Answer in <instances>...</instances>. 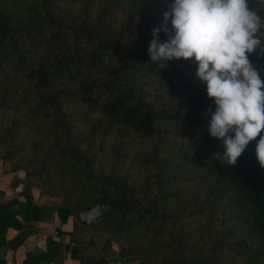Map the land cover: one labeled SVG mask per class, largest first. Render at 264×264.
<instances>
[{
	"label": "trees",
	"instance_id": "1",
	"mask_svg": "<svg viewBox=\"0 0 264 264\" xmlns=\"http://www.w3.org/2000/svg\"><path fill=\"white\" fill-rule=\"evenodd\" d=\"M122 1L0 0V162L22 172L11 186L23 198L0 202V246L15 250L35 223L73 218L22 264L60 262L63 249L78 264H264L255 142L235 165L210 157L222 148L207 131L214 102L194 58L151 62L161 17L117 23ZM133 138L148 145L133 163L141 172L125 166ZM178 180L201 192L178 191ZM96 204L109 209L81 225L75 216ZM8 228L18 233L6 241Z\"/></svg>",
	"mask_w": 264,
	"mask_h": 264
},
{
	"label": "clouds",
	"instance_id": "2",
	"mask_svg": "<svg viewBox=\"0 0 264 264\" xmlns=\"http://www.w3.org/2000/svg\"><path fill=\"white\" fill-rule=\"evenodd\" d=\"M151 35L147 52L160 68L196 62L195 79L214 102L203 114L207 131L222 148L210 157L235 165L255 142L264 169V67L251 60L264 57V0H171Z\"/></svg>",
	"mask_w": 264,
	"mask_h": 264
},
{
	"label": "crops",
	"instance_id": "3",
	"mask_svg": "<svg viewBox=\"0 0 264 264\" xmlns=\"http://www.w3.org/2000/svg\"><path fill=\"white\" fill-rule=\"evenodd\" d=\"M22 174L18 173H10L8 170V166L2 164L0 162V191L3 192V195H0V202H6L12 198L17 197L19 200H23L22 197L19 196L20 186H11V181L13 177H21ZM34 200L37 204H45L37 201L39 198L38 192H33ZM73 222L72 219L69 218L67 222L60 226L57 220H53L52 222H38L35 223V231L33 234L29 235L24 242L17 247L15 250L10 249L6 245L0 246V264H22L27 253L37 254L38 252L45 251V239L48 235H52L54 237V230L56 228H60L63 231L70 232L72 230ZM17 230L13 228H8L5 233V240H11L16 234ZM67 242V237L64 239V243ZM49 264H78V261L72 260L69 256V253L64 249L62 251V259L60 262H52ZM113 264H122L120 262H116Z\"/></svg>",
	"mask_w": 264,
	"mask_h": 264
},
{
	"label": "rangeland",
	"instance_id": "4",
	"mask_svg": "<svg viewBox=\"0 0 264 264\" xmlns=\"http://www.w3.org/2000/svg\"><path fill=\"white\" fill-rule=\"evenodd\" d=\"M103 1V0H100ZM171 3V0H123L122 5L116 10L113 19L115 22H122L124 23V19L126 17L139 21L140 18L142 17H147L146 20L151 21V19L155 15L158 14L161 18L159 22H157L156 26L160 25L162 23L163 19V12L167 10L168 4ZM95 10V7H94ZM170 26V25H169ZM89 118L92 119L94 118V115L89 113ZM110 143V139H107L106 144ZM148 146L145 142L138 140L137 138H133V143L129 149V160L130 162L126 163L125 166H128L130 164L133 166V170L136 172H141L142 167L139 165H134L133 163L135 162L136 156L141 152V148ZM170 148L174 149L176 146L175 144H171L169 146ZM167 148V147H166ZM166 150V149H165ZM182 174L188 175V176H193L195 172L193 170H180ZM147 172V171H146ZM145 173H141V176H143ZM22 174V172H20ZM14 179V177H13ZM12 179V180H13ZM175 185L177 186L178 191H185L187 187L190 186V190L194 192H201L200 188L195 185V184H190L187 183L185 180H178ZM44 202L47 204L49 202V199L47 197H39L37 199L38 202ZM215 215L218 216V211L215 212ZM215 215L211 213L210 218L207 220V222H213L215 219ZM73 220V218H71Z\"/></svg>",
	"mask_w": 264,
	"mask_h": 264
},
{
	"label": "water",
	"instance_id": "5",
	"mask_svg": "<svg viewBox=\"0 0 264 264\" xmlns=\"http://www.w3.org/2000/svg\"><path fill=\"white\" fill-rule=\"evenodd\" d=\"M109 209L108 206L104 204H96L88 209H82L75 216V219L83 226H87L91 221L99 218L101 213L106 212Z\"/></svg>",
	"mask_w": 264,
	"mask_h": 264
}]
</instances>
